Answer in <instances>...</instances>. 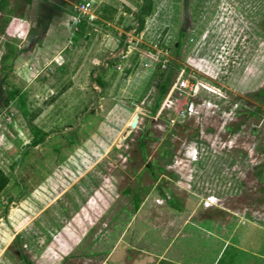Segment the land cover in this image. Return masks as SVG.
I'll use <instances>...</instances> for the list:
<instances>
[{"label":"rangeland","instance_id":"1","mask_svg":"<svg viewBox=\"0 0 264 264\" xmlns=\"http://www.w3.org/2000/svg\"><path fill=\"white\" fill-rule=\"evenodd\" d=\"M98 1L111 25L83 23L78 75L0 35V264H99L128 228L189 216L227 242L218 264H264V0ZM168 71L197 94L153 113Z\"/></svg>","mask_w":264,"mask_h":264},{"label":"crops","instance_id":"2","mask_svg":"<svg viewBox=\"0 0 264 264\" xmlns=\"http://www.w3.org/2000/svg\"><path fill=\"white\" fill-rule=\"evenodd\" d=\"M110 1L99 0L98 3L104 5V12L108 10L114 13L117 7ZM76 6L74 0H18L15 9L20 12L14 13L16 11H12L10 0H2L0 35L15 47L17 59L22 57L24 63L31 59L28 62H32L35 69L46 65L50 72H55L67 65V70L78 75L85 62H80L77 69L76 66L71 68L82 58L80 53L90 38L89 34H82L80 28L83 23L88 26L93 23L82 22L74 26ZM96 7L98 9L99 6ZM121 11L122 5L118 14ZM101 14L98 12V15ZM97 19L111 25L103 17ZM151 225L153 227L142 233H137L136 229L131 238L128 235L130 228L125 230L111 250L102 253L99 264H218V257L227 243L224 241L216 254L215 241L219 240L214 228H209V224L207 227L201 226L192 216L172 218L158 227ZM147 233L150 235L147 236ZM120 247L122 251L116 256Z\"/></svg>","mask_w":264,"mask_h":264},{"label":"built area","instance_id":"3","mask_svg":"<svg viewBox=\"0 0 264 264\" xmlns=\"http://www.w3.org/2000/svg\"><path fill=\"white\" fill-rule=\"evenodd\" d=\"M96 20V7L92 5L90 0H87L75 7V16L73 19L74 26H78L82 22L92 23ZM163 54L165 55L166 51L163 52ZM166 94L167 95L162 104V108L160 109V113L163 109H171L176 101L178 102L181 99L188 100L189 98L193 99L197 94V88L195 85L190 84L188 80L179 78L176 80L175 84L169 88ZM194 109L193 102L187 101L184 107H178L176 109V115L177 117L191 116L192 113H194Z\"/></svg>","mask_w":264,"mask_h":264},{"label":"trees","instance_id":"4","mask_svg":"<svg viewBox=\"0 0 264 264\" xmlns=\"http://www.w3.org/2000/svg\"><path fill=\"white\" fill-rule=\"evenodd\" d=\"M140 14L137 17V22H138V31H140L143 27V18L142 15L147 14L148 12L145 11V7H141L140 9ZM179 45H176L175 48H178ZM160 81L156 86V94H155V104L153 107V113L156 111V109L158 108L159 102L160 100L165 96L166 92L168 91L170 84H171V73L170 71H168V73L166 75H164L163 73H160ZM257 96H262L264 97V90H260L257 93ZM142 139L143 136H140ZM140 148L142 149V145H140ZM145 168H150L149 164H147L145 166ZM8 184V178L0 171V192L6 187V185ZM133 207L134 210L137 211L138 207H139V203H138V199L135 196L134 201H133Z\"/></svg>","mask_w":264,"mask_h":264},{"label":"water","instance_id":"5","mask_svg":"<svg viewBox=\"0 0 264 264\" xmlns=\"http://www.w3.org/2000/svg\"><path fill=\"white\" fill-rule=\"evenodd\" d=\"M138 64H139V61L135 64V66H134V68H133V70H132V72H131V74H133L134 73V71L136 70V68H137V66H138ZM136 121H134V122H132L131 123V125H130V127L131 128H134L135 127V125H136Z\"/></svg>","mask_w":264,"mask_h":264}]
</instances>
